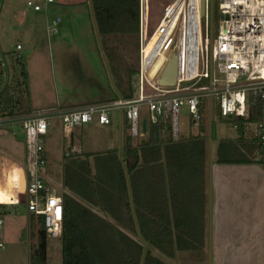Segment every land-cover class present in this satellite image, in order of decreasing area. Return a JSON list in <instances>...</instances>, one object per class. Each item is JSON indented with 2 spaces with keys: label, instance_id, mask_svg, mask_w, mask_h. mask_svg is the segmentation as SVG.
<instances>
[{
  "label": "built area",
  "instance_id": "1",
  "mask_svg": "<svg viewBox=\"0 0 264 264\" xmlns=\"http://www.w3.org/2000/svg\"><path fill=\"white\" fill-rule=\"evenodd\" d=\"M53 2L46 0L45 4ZM212 4L213 0H204V16H199V0H173L163 6L150 25L149 2L139 0L138 66L129 97L26 111L21 109L19 99L14 95L16 88L21 90L23 86L21 72L19 77L10 75L8 57L0 53V129H7L11 136L23 135L25 162L21 167L27 174L26 188L18 195L19 202L5 206L13 208L11 211L15 213L16 206L22 205L29 215L42 219L46 239H61L63 198L50 193L46 180L45 142L54 120L60 122L62 134L68 139L76 128L90 123L110 125L113 114L119 112L120 121L126 123L127 133L134 139L141 135L144 113L146 124L164 125L171 141L177 143L181 139V116L188 118L192 128L200 126L204 112L210 113L211 117L213 108L223 120L246 119L252 97L259 101L260 120L246 133L249 132L259 146L257 160L264 162V0H219L220 20L215 37L208 18ZM27 6L35 12L41 10V6L31 2H27ZM192 14L198 20L194 33L197 38L195 56L192 38L189 40ZM59 20L52 21L50 33H57ZM21 51L22 46L16 44L15 54H10L9 58L14 63H22ZM171 53L177 59L176 76L174 84L167 86L158 83L157 76ZM7 91L11 102L6 105ZM13 163L17 164L1 162L0 170ZM34 183L38 185L35 191ZM48 194L54 197L51 202ZM3 213L5 210L0 207V232L4 225Z\"/></svg>",
  "mask_w": 264,
  "mask_h": 264
},
{
  "label": "crops",
  "instance_id": "2",
  "mask_svg": "<svg viewBox=\"0 0 264 264\" xmlns=\"http://www.w3.org/2000/svg\"><path fill=\"white\" fill-rule=\"evenodd\" d=\"M172 1L153 0V3L155 8L160 10ZM148 2L150 4V0ZM53 11L57 14L56 18L60 19L61 29L60 33L57 32L52 42L48 44L52 89H49L48 84L43 81L46 75L45 69L33 62L34 64L31 67L28 66L30 72L26 75V64L22 65L25 71L23 86L26 84L27 99L29 101L28 111L55 107H75L87 103L105 102L129 95L131 84L127 85L122 82V75L125 73L132 75V72L135 75L137 69V67L136 69L131 68L132 66L126 63L125 58L129 53L131 65L133 64L135 55L128 44L130 42L129 38L134 37L135 33L138 32L135 17L131 16L128 19L125 16L128 21L127 24L126 21L122 22L124 25L123 31L99 35V38L105 36L107 40L108 53L116 71L117 85H112L111 89V87L109 88V86L107 87L102 83L105 81V71L97 63L99 62V53L89 48L88 38L85 34L87 27L85 16L91 18L88 1L62 0V7H55ZM59 12L64 15L59 16ZM73 31L75 34L72 33ZM115 40L119 42H115ZM52 45H54V49H51ZM136 59L138 66V52L136 53ZM121 62L124 66L121 65ZM125 67H129V69L127 68L125 71ZM94 71L99 73L98 79L92 76ZM55 72L59 75L60 84L55 78ZM58 86H61L62 92L60 93L63 98L58 93ZM87 88H93L100 92L96 96L97 98L86 101L81 94L84 95ZM142 119H145L144 113ZM117 121L119 122L116 124V132L112 120L110 125L107 126L94 123V134L96 129L109 128V130L105 131V135H101L103 136L101 139H97L91 144L87 143L84 146L82 145L83 137H86L88 141L91 140L88 134L92 128L88 125L76 128L68 138L69 142L67 144L69 147L71 146V152L76 153V157H83L110 150L118 151L123 122L120 121V117ZM148 126L146 124L144 132L141 126L140 137L131 139L133 146L146 138ZM201 126L202 123L197 128L190 127L197 130V134L192 136L203 133L200 129ZM211 126L212 123L209 125L208 130L209 140L215 137V132L213 137L211 135ZM112 132H115V135H112ZM189 136L185 135L183 130L179 142L187 141ZM161 137L172 142L169 132L165 128L161 132ZM196 138L200 137L197 136ZM100 143L104 145L103 148H98ZM210 147L211 144H209L211 152ZM202 165L204 166L196 173L178 172V174L171 167V174H166V199L172 255L168 257L152 250V256L164 264H264V164H219L216 162L215 149L214 159L204 161ZM90 209L96 213L94 209ZM96 214L100 215L98 212ZM60 258L62 262V251ZM47 259L46 244V262Z\"/></svg>",
  "mask_w": 264,
  "mask_h": 264
},
{
  "label": "trees",
  "instance_id": "3",
  "mask_svg": "<svg viewBox=\"0 0 264 264\" xmlns=\"http://www.w3.org/2000/svg\"><path fill=\"white\" fill-rule=\"evenodd\" d=\"M91 1L99 35L123 31L122 22L127 24L131 16L138 27L139 0ZM21 76L24 81L23 66ZM10 102L7 91L5 103ZM248 112L246 119H227L235 126L237 138L220 140L217 163L264 164L257 160L260 150L256 140L245 137L246 131L260 120L257 98H249ZM164 127L149 124L146 138L133 146L123 122L120 158L117 150L83 157L64 154L62 264H140L141 239L147 246L143 264H164L152 256V250L172 255L166 174H171V167L177 173H196L202 167L206 150L203 139L179 143L164 140L161 137ZM211 135L214 136L213 124ZM0 207L4 209L5 205ZM91 207L100 209L109 220L94 213ZM30 219L37 226L30 261L46 264L47 239L42 219L31 215Z\"/></svg>",
  "mask_w": 264,
  "mask_h": 264
},
{
  "label": "rangeland",
  "instance_id": "4",
  "mask_svg": "<svg viewBox=\"0 0 264 264\" xmlns=\"http://www.w3.org/2000/svg\"><path fill=\"white\" fill-rule=\"evenodd\" d=\"M55 2L52 4H45L46 0H1L0 4V53H5L7 60V67L9 69L10 75H15L19 77L21 72V66L25 65L26 75L30 72L28 66L31 67L33 62L37 65H40L43 69H45L46 75L44 76V82L48 84V88L52 89V83L50 80L51 72H50V64L48 60L49 54V42H52L54 35L49 32V27L52 24V21L56 18L57 14L54 13L53 9L55 7H62V0H54ZM27 2H31L33 4H37L41 6V10L38 12L33 11L32 7L27 6ZM219 0H213L212 4V12L208 14V18L210 17L209 24L211 21V30L213 36L215 37L218 27H219V12L217 10V3ZM165 6V5H164ZM163 8V7H162ZM158 10L155 8L153 0H150L149 4V18L150 25L153 24V20L158 14L161 12V9ZM160 11V12H159ZM209 12V11H208ZM59 16L62 17V12L58 13ZM60 17V18H61ZM193 24L198 23L197 16L192 14ZM88 16H85V25L86 31L85 34L88 38L89 48L92 51H98V59L97 62L105 75V81L102 82L103 85L109 86L112 89V85H117L115 79V68L112 65L111 58L108 53V48L106 44L105 36H101L99 41L94 32L93 23L90 22ZM192 21V20H191ZM156 22V21H155ZM63 23V22H62ZM61 23V24H62ZM192 23V22H191ZM92 24V25H91ZM192 24V25H193ZM202 25V37L204 36V27H203V18L201 21ZM60 23L57 25V32L60 33ZM80 32V31H78ZM74 33V31L72 32ZM81 33V32H80ZM75 34V33H74ZM134 34V33H133ZM209 34H210V26H209ZM130 42L128 44L131 51L134 53L133 64L131 65V57L129 53L126 55V63L132 66L131 68L137 67V33H135L134 37L129 38ZM115 42H119L115 40ZM17 43H20L23 46L21 51L22 55V63H14L13 60L9 58L10 54H15V46ZM51 49H54V45H52ZM118 49V48H117ZM119 50V49H118ZM122 61V60H121ZM159 61L155 66V69L158 67ZM121 65L124 66L121 62ZM129 66V67H130ZM125 67V71L127 68ZM98 70V69H97ZM137 70V69H136ZM99 73L94 71L92 76L97 78L99 77ZM134 73L132 75H128L125 73L122 75V82L129 85L133 82ZM55 78L57 82L60 84L61 80L59 79V75L55 72ZM20 79V78H19ZM23 79V78H22ZM24 84V82H23ZM15 86L21 87L22 84H15ZM58 86V93L61 96L62 90ZM85 88V87H84ZM14 91V95L17 99H19L21 109L28 111L29 101L27 99L26 93V84L22 86L21 90ZM85 94H81L84 96V99L88 101L89 99L97 98L100 92L96 91L93 88H87ZM63 98V95L61 96ZM65 102V101H64ZM67 102V99H66ZM120 113L115 112L112 117L113 126L115 127L116 132V124L119 122ZM203 121H202V134L197 135L198 139H203L205 142V159L207 162L210 159H214L215 149L219 140L229 139L231 141H235L237 137L236 129L233 127V124L227 122V120H223L213 108V113L210 116L209 113H203ZM213 124L215 137L209 140L208 130L209 125ZM180 125L184 130L185 135H190L187 141L196 138L197 136H192L197 134L196 129H192L189 127L188 118L183 115L180 117ZM92 130H89V137L91 140L88 141L86 137H83L82 145L91 144L93 141L97 139H101V135H105V131L109 130V128H105L102 130L96 129L94 134V123L88 124ZM181 130V132L183 131ZM115 132H112V135H115ZM245 137L251 140V135L249 132L245 134ZM69 139H65L63 137L60 122L58 120H54L52 122L51 127L48 130V134L46 136V152H47V175L46 180L50 186L51 194L55 195H63V179H62V167H63V158L66 152H69L71 156H75L76 153L71 152V146L67 144ZM209 142V143H208ZM208 144V147H207ZM209 144H211V152L209 150ZM104 145L99 144L98 148H103ZM64 147V148H63ZM63 155V156H62ZM169 159V158H168ZM171 159V158H170ZM258 159V158H257ZM9 163L15 162L20 166L24 165L25 162V143L23 140V135L18 133L16 136H11L7 129H0V163ZM188 169H192L191 165H188ZM204 166V165H202ZM190 171V170H189ZM61 192V193H59ZM94 211L99 213L106 220L109 218L100 211L98 208H93ZM13 208L10 206H5L3 213V221L4 225L1 230V239L3 243V248L0 249V264H32L30 261V252L32 247L36 244L37 235H36V224L31 221L30 215L26 212L25 208L22 205L16 206V212H12ZM33 226V227H32ZM62 251V241L47 239V252L48 259L46 264H62L60 254Z\"/></svg>",
  "mask_w": 264,
  "mask_h": 264
},
{
  "label": "clouds",
  "instance_id": "5",
  "mask_svg": "<svg viewBox=\"0 0 264 264\" xmlns=\"http://www.w3.org/2000/svg\"><path fill=\"white\" fill-rule=\"evenodd\" d=\"M242 99V98H241ZM27 174L23 167L17 164H11L0 170V205L17 204L18 195L24 193L26 188ZM38 185L33 184V191ZM54 197L48 194V200L51 202Z\"/></svg>",
  "mask_w": 264,
  "mask_h": 264
},
{
  "label": "water",
  "instance_id": "6",
  "mask_svg": "<svg viewBox=\"0 0 264 264\" xmlns=\"http://www.w3.org/2000/svg\"><path fill=\"white\" fill-rule=\"evenodd\" d=\"M87 1H88L89 9H90V15L92 18L94 32H95V35L97 37V40L99 41V33H98V29H97V25H96L94 13H93L92 1L91 0H87ZM199 16H204V0H199ZM195 49H196V38L194 36L193 42H192V50H193L194 56H195ZM176 66H177L176 55L174 53H171L169 58H168V61L166 62V64L162 68L161 72L157 76L158 83H160L162 85H167V86L173 85L175 82V76H176ZM141 126H142V131L144 132L145 128H146V120L145 119H142ZM121 149H122V132H121L120 139H119V150H118L119 158L121 157V154H122ZM126 178H127V175H126ZM135 225H136V223H135ZM136 231H137L139 238L141 239L137 225H136ZM141 242L143 245V250H142L140 264H143L147 246L143 242L142 239H141Z\"/></svg>",
  "mask_w": 264,
  "mask_h": 264
},
{
  "label": "bare ground",
  "instance_id": "7",
  "mask_svg": "<svg viewBox=\"0 0 264 264\" xmlns=\"http://www.w3.org/2000/svg\"><path fill=\"white\" fill-rule=\"evenodd\" d=\"M192 24H193V19H192ZM194 33H195V23L193 25H191V34H190V38H192L191 40L193 41V37H194ZM190 40V39H189ZM197 40V38H196Z\"/></svg>",
  "mask_w": 264,
  "mask_h": 264
}]
</instances>
